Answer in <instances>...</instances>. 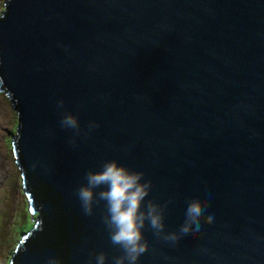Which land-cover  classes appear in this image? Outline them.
<instances>
[{"label": "water", "instance_id": "water-1", "mask_svg": "<svg viewBox=\"0 0 264 264\" xmlns=\"http://www.w3.org/2000/svg\"><path fill=\"white\" fill-rule=\"evenodd\" d=\"M0 93L17 114L12 150L35 229L10 264H89L112 245L103 203L76 189L109 160L152 181L176 232L188 201L211 225L176 245L145 227L138 264H264V0H9ZM79 118L59 125L57 102ZM99 127L88 132V124ZM34 221V220H33ZM95 264V261H93Z\"/></svg>", "mask_w": 264, "mask_h": 264}, {"label": "clouds", "instance_id": "clouds-1", "mask_svg": "<svg viewBox=\"0 0 264 264\" xmlns=\"http://www.w3.org/2000/svg\"><path fill=\"white\" fill-rule=\"evenodd\" d=\"M61 113L59 125L63 129L72 130L69 144L77 147V137L82 133L79 118L65 109L63 99L57 102ZM99 127L95 121L88 124V132ZM85 184L76 189V197L80 202L84 215L92 216L94 206L103 203L102 222L106 227L112 245L118 247L122 255L113 257V264H138L139 258L149 249L143 230L148 227L153 235L165 242L176 245L182 238L201 231L202 226L211 225L214 217L205 216L208 203L200 199H191L185 210L184 221L176 232L165 231V212L171 200L161 205L147 200L152 190V181L145 178V173L132 171L115 160L105 161L98 171L88 170L85 173ZM104 252L90 253L89 264H107ZM47 264H56L49 259Z\"/></svg>", "mask_w": 264, "mask_h": 264}, {"label": "rangeland", "instance_id": "rangeland-1", "mask_svg": "<svg viewBox=\"0 0 264 264\" xmlns=\"http://www.w3.org/2000/svg\"><path fill=\"white\" fill-rule=\"evenodd\" d=\"M6 1L0 0V16ZM0 116H4L0 117V264H10L23 235L33 228L36 217L30 214L21 171L12 150L17 114L3 93H0Z\"/></svg>", "mask_w": 264, "mask_h": 264}, {"label": "bare ground", "instance_id": "bare-ground-1", "mask_svg": "<svg viewBox=\"0 0 264 264\" xmlns=\"http://www.w3.org/2000/svg\"><path fill=\"white\" fill-rule=\"evenodd\" d=\"M7 1H9V0H7ZM6 1V2H7ZM5 5H6V3H5ZM5 6H4V11H3V13L5 12ZM3 13H2V15H3ZM2 15L0 16V17H2ZM4 113H6V112H4ZM5 115V114H4ZM0 117H4V116H0ZM1 121V120H0ZM5 121H6V119H5ZM1 123V122H0ZM2 149V148H1ZM5 165V164H4ZM7 173V172H6ZM8 174V173H7ZM2 175V174H1ZM4 176H6V175H4ZM21 177H22V175H21ZM1 179V178H0ZM24 195L26 196V192H25V188H24ZM26 198H27V196H26ZM29 211H30V205H29ZM31 214V213H30ZM35 215L36 214H34L33 215V217H35ZM35 229V223L33 224V228H32V231ZM31 230L28 232V233H30V232H32ZM27 234V233H26ZM25 235V234H24ZM19 246V245H18Z\"/></svg>", "mask_w": 264, "mask_h": 264}, {"label": "flooded vegetation", "instance_id": "flooded-vegetation-1", "mask_svg": "<svg viewBox=\"0 0 264 264\" xmlns=\"http://www.w3.org/2000/svg\"><path fill=\"white\" fill-rule=\"evenodd\" d=\"M35 217H36V219H35V221H36V222H35V226H36V224H37V222H38V219H37V218L39 217V213H36ZM27 234H29V233H27ZM27 234H25V236H26Z\"/></svg>", "mask_w": 264, "mask_h": 264}, {"label": "trees", "instance_id": "trees-1", "mask_svg": "<svg viewBox=\"0 0 264 264\" xmlns=\"http://www.w3.org/2000/svg\"><path fill=\"white\" fill-rule=\"evenodd\" d=\"M7 97V96H6ZM8 98V97H7ZM22 182H23V180H22ZM33 227V226H32ZM31 231H32V229H31ZM23 236H25V235H23Z\"/></svg>", "mask_w": 264, "mask_h": 264}]
</instances>
